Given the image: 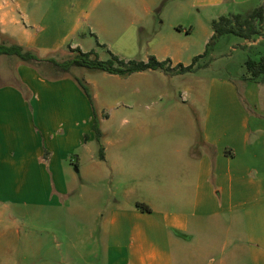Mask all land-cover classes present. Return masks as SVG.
Returning a JSON list of instances; mask_svg holds the SVG:
<instances>
[{
  "label": "crops",
  "instance_id": "0c3cea01",
  "mask_svg": "<svg viewBox=\"0 0 264 264\" xmlns=\"http://www.w3.org/2000/svg\"><path fill=\"white\" fill-rule=\"evenodd\" d=\"M101 1L77 0L67 29L64 20L60 28L53 29L47 23L48 12L37 22L22 12L25 21L21 25L13 14L15 8H21L19 1L13 2L14 8L8 1L0 0V35L7 42L32 49L42 58L61 51L67 42L72 48L89 51L93 48L82 46L83 34L79 40L75 34ZM247 1L191 0V4L215 9L213 19L235 12L230 9ZM140 4L143 11L152 9L144 0ZM50 18L54 20L56 15ZM207 41L208 38L205 44ZM260 42H264V37L243 39L239 47L246 49ZM231 50L236 51L233 46ZM170 60L172 66L179 62L175 58ZM9 67L11 75L17 76L10 78L15 81H10L12 85L0 86V202L10 200V194L20 185L17 178L23 177L55 178L57 191L65 193L69 188L64 180L68 162L76 161V149L95 139L88 99L71 77L47 80L26 64L13 67L12 63ZM149 71L155 70L127 76L109 74L123 78L136 75L139 79ZM18 81L24 84L26 92L14 88ZM85 81L92 86L91 80ZM198 82L194 85L191 81L185 87L186 98L182 100L187 102V92L198 90ZM258 85L259 82L245 80L244 92L249 95L246 103L231 76H212L200 112L193 107L151 109L137 104L134 108L130 103L114 102V112L124 108L119 113L124 133L120 142L114 143L112 172H96L94 167L88 172L91 179H97L93 186L99 187L100 192L119 194L122 198L115 206L108 203L103 208H92L95 222L88 237L99 240L97 248L104 253L106 264H177L173 251L179 249L181 240L191 241L196 234L209 229V224L218 231L226 225L223 217H228L229 226L233 225V241L238 249L228 253L222 250L214 256L209 253L203 263L201 253L196 261L264 264V104L258 101ZM141 92L137 88L136 94ZM92 95L96 101L95 94ZM195 112L199 113L197 117L192 116L197 115ZM196 127L198 131L194 133ZM169 132L176 139L169 141ZM167 147L172 148L169 151ZM99 160L109 161L106 151L104 159ZM163 160L168 162L163 168L159 164L145 167L146 161ZM117 163L127 164L132 170L116 169L114 176ZM140 186L143 194L151 196H140ZM136 202L144 203L150 211L138 209ZM189 258L195 261L193 256Z\"/></svg>",
  "mask_w": 264,
  "mask_h": 264
},
{
  "label": "rangeland",
  "instance_id": "374dc122",
  "mask_svg": "<svg viewBox=\"0 0 264 264\" xmlns=\"http://www.w3.org/2000/svg\"><path fill=\"white\" fill-rule=\"evenodd\" d=\"M6 1L15 8L13 4L15 0ZM18 1L21 8H15L13 14L21 25L25 21L22 19V12L32 16L36 22L48 12L47 23L53 29L55 26L60 28L62 20L66 21L67 29L71 23L68 18L72 20L77 6V0ZM144 1L150 4L152 9L143 11L140 0H102L99 6L92 10L89 18L87 17L83 24L81 22L75 34L76 40L83 34L82 46L86 49L93 48L101 60L110 57L109 50L125 60L146 61L149 55H154L158 60L175 58L178 63L186 66L192 63L194 56L203 53L205 40L209 39L212 31L211 16L216 12L215 9L192 5L191 0ZM260 5L264 7V0H248L230 10L242 13ZM54 14L56 18L53 20L50 17ZM35 30L33 27L32 31ZM4 40L6 41V37L1 36L0 42H5ZM242 41L243 39L238 36H223L213 49L199 59V67L196 68V63L193 71L183 74L165 75L162 71L155 70L146 72L137 79L136 75L123 78L86 67H72L71 74L92 81V86L88 84L96 98L92 123L95 117L101 131L103 153L107 152L109 161L99 160V144L94 139L84 148L75 150L76 161L72 164L68 162L64 180L69 188L65 193L57 191L53 184L55 178H17L20 181L18 190L10 194L9 201L0 202V264H106L104 253L100 247L97 248L100 245L99 240L97 242L95 238L88 237L92 222H95L92 208L94 206L98 208L100 205L103 208L108 203L115 206L122 198L119 194L100 192L99 187L93 186L97 179H91L88 172L92 167L96 172L106 171L109 175L112 172L110 163L115 155L114 143L117 141L119 143L124 133L119 114L124 108L119 107L118 111L114 112L111 106L117 100L120 105L130 103L134 108L137 104L151 109L193 107L200 112L205 104L209 80L216 75L231 76L238 85L240 98L249 102L247 100L249 95L244 92L243 60L247 57L258 59L263 55L264 42L243 49L239 47V42ZM67 46L68 42L61 51L51 53L48 57L58 61L65 60L69 54ZM232 46L236 51L231 50ZM9 60L12 62L9 63ZM205 61H208L207 66L202 65ZM12 63L13 67L17 66L16 58L0 56V86L11 84L10 81L15 82L10 79L17 76L11 75L12 71H9ZM43 77L50 80L46 76ZM144 77L143 81H137ZM191 81L194 85L199 81L197 83L199 87L197 91L187 92L189 99L186 102L182 98H186L185 87ZM251 81L259 82L258 101L264 104V76L257 81ZM14 88L19 89L15 83ZM137 88L142 91L140 94H136ZM23 91L27 90L24 88ZM249 91L251 98H254L251 88ZM58 103L61 104V98ZM198 112L192 116L197 117ZM196 131L197 127L194 133ZM167 137L169 141L176 139L170 132ZM171 148L167 147L169 151ZM157 164L163 168L168 162L146 161L145 167H157ZM116 169L132 170L127 164L117 163L113 169L114 176L117 173ZM105 181L107 185L108 178ZM139 191L142 192L140 193L142 197L151 196L143 194L144 189L141 186ZM90 209L91 213L88 214ZM223 219L226 225L218 231L215 225L209 224V229L196 234L191 241L181 240L179 249L174 248L173 251L176 263L199 264L200 261L204 262L209 253L214 256L222 250L228 253L232 249H238L233 241V225L229 226L228 217ZM96 237L99 239L98 233ZM245 244V242L241 244L244 249ZM197 255H200L199 262L196 261ZM190 256H193L195 261H192Z\"/></svg>",
  "mask_w": 264,
  "mask_h": 264
},
{
  "label": "trees",
  "instance_id": "16d2710c",
  "mask_svg": "<svg viewBox=\"0 0 264 264\" xmlns=\"http://www.w3.org/2000/svg\"><path fill=\"white\" fill-rule=\"evenodd\" d=\"M211 30L212 33L205 44L203 53L194 56L192 63L186 66L180 63L172 66L169 58L158 60L154 55H149L146 61L134 59L125 60L119 58L109 50L110 57L106 60H101L97 57L93 49L82 51L79 47L72 48L69 45L67 46L69 49L68 58L63 61H58L53 57H38L32 49L17 43L7 42V40H4L6 43L0 42V56L16 58L18 63L35 68L41 76H46L50 80H56L66 76L71 77L87 97L93 112L94 99L91 89L85 80L71 74L72 67H86L120 76H127L131 73L145 70H161L170 74L190 72L195 69L196 63V68L200 66L198 63L199 59L204 57L210 49H213L223 36L234 35L245 40L258 36L264 37V7L260 5L242 13L230 12L219 15L211 20ZM202 65L207 66L208 61H205ZM243 65L245 67V74L242 76L244 80L257 81L258 78L264 76V54L258 59L247 57ZM16 85L20 90L26 89L24 84L19 81L16 82ZM92 131L94 138L99 144L98 157L104 159L103 146L100 142L101 131L95 117L92 123ZM87 136V134L84 135V140L87 139ZM136 207L142 211H150V208L144 203L136 202Z\"/></svg>",
  "mask_w": 264,
  "mask_h": 264
}]
</instances>
